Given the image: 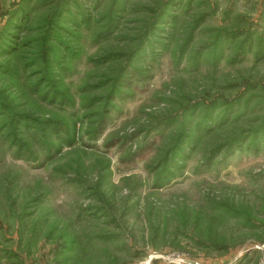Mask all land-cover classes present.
<instances>
[{"label":"rangeland","instance_id":"1","mask_svg":"<svg viewBox=\"0 0 264 264\" xmlns=\"http://www.w3.org/2000/svg\"><path fill=\"white\" fill-rule=\"evenodd\" d=\"M0 7V264H264V0Z\"/></svg>","mask_w":264,"mask_h":264},{"label":"trees","instance_id":"2","mask_svg":"<svg viewBox=\"0 0 264 264\" xmlns=\"http://www.w3.org/2000/svg\"><path fill=\"white\" fill-rule=\"evenodd\" d=\"M4 15H6V13H5V11H3V9H1V7H0V16H4Z\"/></svg>","mask_w":264,"mask_h":264}]
</instances>
